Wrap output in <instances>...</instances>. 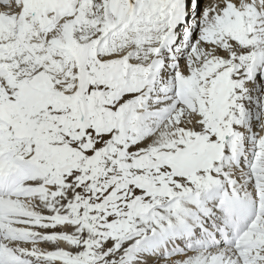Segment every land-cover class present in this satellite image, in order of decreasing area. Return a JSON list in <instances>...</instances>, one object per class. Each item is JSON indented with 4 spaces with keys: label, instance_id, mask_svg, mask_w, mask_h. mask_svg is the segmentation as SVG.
<instances>
[{
    "label": "snow or ice",
    "instance_id": "snow-or-ice-1",
    "mask_svg": "<svg viewBox=\"0 0 264 264\" xmlns=\"http://www.w3.org/2000/svg\"><path fill=\"white\" fill-rule=\"evenodd\" d=\"M0 264H264V0H0Z\"/></svg>",
    "mask_w": 264,
    "mask_h": 264
}]
</instances>
